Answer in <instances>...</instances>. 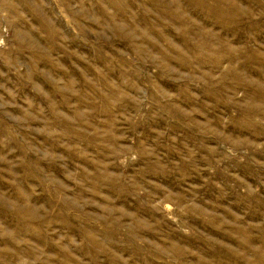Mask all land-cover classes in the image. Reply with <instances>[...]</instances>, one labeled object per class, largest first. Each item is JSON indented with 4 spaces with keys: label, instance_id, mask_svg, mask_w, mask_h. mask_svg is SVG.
<instances>
[{
    "label": "rangeland",
    "instance_id": "1",
    "mask_svg": "<svg viewBox=\"0 0 264 264\" xmlns=\"http://www.w3.org/2000/svg\"><path fill=\"white\" fill-rule=\"evenodd\" d=\"M224 82L237 88L235 106L253 103L242 118L255 128L237 135L251 144L221 145V162L200 166L197 181L158 157L156 135L169 130L155 124L159 96ZM159 162L164 186L151 172ZM160 185L182 199L164 201ZM33 208L41 223L25 233L15 209ZM121 212L138 213L148 232L130 236L132 219L109 226ZM8 255L17 264H264V0H0V259Z\"/></svg>",
    "mask_w": 264,
    "mask_h": 264
},
{
    "label": "bare ground",
    "instance_id": "2",
    "mask_svg": "<svg viewBox=\"0 0 264 264\" xmlns=\"http://www.w3.org/2000/svg\"><path fill=\"white\" fill-rule=\"evenodd\" d=\"M216 67H220V64H217ZM162 69L168 70L170 67L167 64H163ZM234 73L236 75L235 77L233 76V79L239 81L237 72ZM242 83L247 88H250L248 83H244V80H242ZM215 86L219 88H205L203 90L205 93L204 95L195 96L190 88L183 86L177 92L175 98L171 97L166 92L161 93L159 96L160 109L158 110L162 113L159 115L155 124L158 125V128L160 129H163L164 126H168L169 130L168 133H166V131H161L156 135L155 139L158 144V157L159 159L162 158L160 151L165 152L167 156L177 160L178 163L175 170L185 173L199 174V179L197 181L202 178L201 170L199 168L200 166L216 167L218 163L221 162L220 156L222 154L218 150L221 145H230L232 147L250 145L251 141L237 140V135H248L251 129L255 128L253 122L247 124L243 120V118L249 120L250 117L254 115L255 111L252 108L253 103L246 109H241L234 105V94L237 90L234 83L224 82ZM167 109H169V111H167ZM164 112L167 115H165ZM259 136L261 135H255V137ZM170 145H172V148L168 149ZM136 151L143 159L148 157V152L142 144L137 145ZM225 159L226 157L224 156L222 160ZM222 162H224L223 165H221V169H224L221 172L223 175V172L227 170L225 166H229V164L226 161ZM92 166L93 168L95 167V165ZM151 172H155L159 175V183L163 186L164 184H167L166 182H168V180L165 176L167 172L161 162H159ZM176 174L179 173L176 172L174 175ZM148 175L149 173L146 171L141 178L145 180ZM104 176L111 180L109 186L118 189L119 194L122 195L126 192L123 190L126 188V185H123V180L113 178L109 176L107 172ZM181 179L184 180L185 176H182ZM162 185L157 189L162 192L164 201L182 199L181 197L179 198L178 194H176L178 196L173 197L172 195L169 197L166 191L163 192ZM208 188L212 190L215 187L209 185ZM194 193H196V190H194ZM63 201L66 202L65 200ZM63 204L67 209H77L78 207L76 204ZM81 208L82 210L86 209V204ZM25 213L28 221L22 222L20 215ZM15 214L18 218H16V224L20 226L25 233H36V226H39V223L41 222L37 220L38 217L36 216V210L34 208L28 212H19L15 209ZM121 214L122 215H120L118 221L109 218L107 221L108 225L121 227L124 221L132 219L136 223L137 230L134 232L132 229H128V234L130 236L144 235L148 232L138 213L136 217L130 213L121 212ZM54 215L60 216V213L55 211ZM66 225L68 227V232H76L71 224L67 223ZM81 230V228H78L77 231L85 236L83 239L81 234H79L85 241V244L91 248H95L97 246L95 241H93L90 235L88 236L85 230ZM44 241H47L46 238ZM129 242H131V239ZM17 259L16 255L14 257L8 255L7 257H4V259H0V264H17V261L19 260Z\"/></svg>",
    "mask_w": 264,
    "mask_h": 264
}]
</instances>
